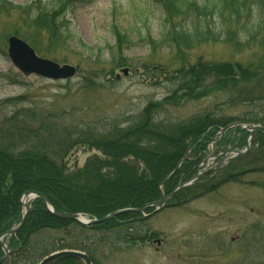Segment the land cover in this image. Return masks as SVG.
I'll return each mask as SVG.
<instances>
[{"label": "trees", "instance_id": "16d2710c", "mask_svg": "<svg viewBox=\"0 0 264 264\" xmlns=\"http://www.w3.org/2000/svg\"><path fill=\"white\" fill-rule=\"evenodd\" d=\"M90 1V0H81ZM74 0H32L15 5L0 0V15L17 16L10 31L29 43L43 58L53 59L76 41L68 13ZM164 12L163 32L149 41L152 53L169 48L190 53L208 45L224 44L235 53L257 49L248 64L214 63L198 60L170 71L142 64L144 76L156 80L166 90L161 101H149L131 116L78 122L36 109H18L0 117V236L17 227L23 218L21 197L37 192L46 197L58 213L103 219L123 209H141L161 199L166 183L171 194L181 182L192 178L215 135L233 123L264 127V0H154ZM115 45L108 47L110 66L129 65L123 53L133 45L128 33L111 26ZM91 52L93 50H90ZM2 54L5 55L4 52ZM54 60V59H53ZM57 61V60H55ZM114 75V71L110 73ZM98 75L87 80L88 88L107 89L96 83ZM162 78V79H161ZM70 84V82H67ZM117 83V82H115ZM152 86V83L150 84ZM87 88V87H86ZM226 98L224 110L204 109L188 118H175L171 107L180 102H200ZM21 99H8L1 108L15 106ZM243 107L237 114L229 111ZM229 131L215 146L225 141ZM235 139L247 132L237 128ZM234 139V140H235ZM251 156L264 162V135L254 137ZM96 151L83 168L71 170L67 160L78 148ZM260 172H264L260 170ZM28 173V174H25ZM255 172L251 169L243 171ZM241 174L224 175V184L237 182ZM221 186V185H220ZM219 186L196 183L181 190L173 199L183 204ZM154 211L149 209L145 214ZM150 220L129 213L91 228L59 220L37 199L18 235L7 239L11 252L4 264H38L52 253L77 250L95 264L148 242ZM153 234V235H152ZM4 253L0 247V259ZM58 264H82L66 260Z\"/></svg>", "mask_w": 264, "mask_h": 264}, {"label": "rangeland", "instance_id": "374dc122", "mask_svg": "<svg viewBox=\"0 0 264 264\" xmlns=\"http://www.w3.org/2000/svg\"><path fill=\"white\" fill-rule=\"evenodd\" d=\"M8 1L25 5L32 0ZM74 1L68 18L76 41L53 57L61 65L77 67L78 75L70 84L23 77L6 55L5 38L17 25V16L0 15V103L21 99L15 102V106L1 108L0 117L2 113L18 109H36L63 117L65 121L72 117L78 122L128 117L149 101H161L166 96L162 85L143 75L142 64L153 66L151 73H157L161 67L174 71L199 58L242 65L250 63L251 55L257 52L252 49L237 54L231 47L217 44L190 53H177L169 48L152 53L146 38L158 40L164 20V12L154 0ZM113 24L128 33L133 43L123 53L129 62L126 68L130 75H121L117 83L115 75L120 74V70L110 66L108 52V47L115 45L111 33ZM112 71L114 75L110 74ZM95 75L99 77L95 82L102 83L107 89L88 88L87 80ZM226 102V98H207L193 103L184 101L169 111L175 118L185 119L207 108L215 112L224 110ZM242 109L235 105L229 113L237 114ZM237 128L247 132L246 137H240V143L244 145L240 147L241 151L249 149L247 156L233 160L216 175L209 176L211 172H206L202 177L206 182H200L219 188L194 198V193L201 191L197 189L190 201L175 206L173 199L177 193L165 208L151 216L152 233L164 241L162 247L154 245L156 238L151 236L147 243L136 245L102 264H264V172L259 171L263 170L264 162L251 156L256 148L253 147L256 135L249 140V132L244 126L231 128V134L225 138L230 145L226 147H233L238 142L234 135ZM209 152L215 153L213 149ZM95 154L98 153L80 147L71 153L68 166L70 169L82 167ZM249 169L255 172L243 174ZM230 174L241 176L237 182L224 184L223 176Z\"/></svg>", "mask_w": 264, "mask_h": 264}, {"label": "water", "instance_id": "95a60500", "mask_svg": "<svg viewBox=\"0 0 264 264\" xmlns=\"http://www.w3.org/2000/svg\"><path fill=\"white\" fill-rule=\"evenodd\" d=\"M7 42H8L7 52H8L9 59L11 60L14 67L27 78L31 76H37V77L47 79V80L62 81V80L73 79L77 74L76 67H73L70 65L61 66L55 62L41 59L40 57L36 55L35 51L26 42L19 39L18 37L11 36L8 38ZM120 74H123L125 77H127L130 74V71L129 69H124L120 71ZM120 74L116 75V79L121 78ZM235 126H240V124L232 125L224 129L221 133H225L230 128L235 127ZM244 128L249 132V137H248L249 140L256 133L264 134L263 127L245 126ZM229 153L230 152L225 153L224 156H227ZM199 177L200 176H197L196 178H199ZM166 182L167 180L165 181V183ZM173 196L174 194L170 195L167 198H164L162 196V199L160 202L154 203L152 205H147L146 207L142 209H126V210L114 212L101 220H85L83 218H80L72 214H67V213L59 214L55 212L53 207L50 205L49 201L44 196L40 195L39 193H36V192L25 193V195L21 199V205L25 209L22 223L20 224L18 228L9 230L7 233L0 236V246L4 251V257L0 260V264H3L10 255V251L7 245L4 243V238L8 236L17 235L21 231V229L24 227L26 220L28 218V215L31 211V206L29 203L33 199H36V198L41 199L46 210L50 212L55 218L59 220H64V221H71L78 225H82L86 227V226H94V225L102 224L110 220H113L118 216L125 215L128 213H144L149 208H154L156 209V211H159L171 200ZM155 244L157 245L158 248H160L163 242L161 240H158L155 242ZM69 259L81 260L82 262H84V264H93L90 257H88L87 255L81 252H77V251H64V252L53 254L49 256L48 258H46L45 260H43L40 264H57L59 262L66 261Z\"/></svg>", "mask_w": 264, "mask_h": 264}]
</instances>
